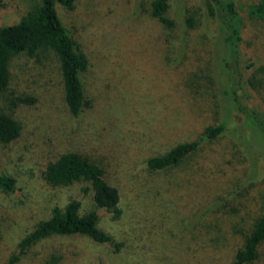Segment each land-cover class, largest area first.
I'll list each match as a JSON object with an SVG mask.
<instances>
[{
	"label": "rangeland",
	"instance_id": "1",
	"mask_svg": "<svg viewBox=\"0 0 264 264\" xmlns=\"http://www.w3.org/2000/svg\"><path fill=\"white\" fill-rule=\"evenodd\" d=\"M152 1L76 0L72 10L58 7L63 23L72 32L80 49L88 51L94 56L95 62H99L97 71L100 76H114V89L121 91L119 98L124 100L122 94L127 93L128 88L132 91L130 95L125 94L127 99L123 104L133 108V112L123 116V126L108 139V144L116 156V186L121 195L124 217L118 222H106V225L127 247L125 246L122 254L112 255L86 242H77L85 250L77 264H151V259L155 256L162 257L165 251L171 253L169 251L176 252L184 246L189 245L193 249L194 246L201 245L204 238L193 241L190 237L192 232L181 223L198 210L209 207L206 200L191 202L195 194L204 191V195L209 197L210 192L196 184H193L194 187H182L181 193L177 192L175 186L167 183L173 179L172 176L151 177L145 173L143 162L180 142L200 138L205 127L217 125L223 120L228 123L225 145H229V148L232 146L233 151L230 150L229 153L219 147L210 156L201 154L199 159L206 167L209 162L215 161L213 165L217 180L206 181L208 186L216 196H228L231 207L227 210L239 208L242 212L239 215L233 213L235 227L232 237L215 249L211 246L208 254H199L190 264H230L236 252L243 247L255 220L264 214V135L257 129L245 126V116L235 110V107L232 110L228 108L227 105L234 95H225L224 90L229 91L232 85L236 88L238 103L259 111L260 102L251 96L242 81L250 80L255 92L264 87L259 72V67L264 62V23L259 20L257 13V6L263 0H234L243 22L245 52L236 67L239 75H234V82L230 85H222L211 69L218 63L219 68L228 70L224 64L229 57L221 46L218 23L211 22L202 0H169L168 14L172 19L184 22L186 17H195L199 25L198 33L207 34L200 39L204 45L195 40V47L188 52L191 58L186 63L183 64L180 59L172 63V71L179 72L178 78L183 79L178 84L182 83L191 96L190 100L186 98L176 106L172 102L174 97L170 98L168 95L171 76L176 73L169 74V63L159 53L163 41L157 38L152 22L142 13L148 11ZM37 4L38 0H0V27L17 23L27 9ZM141 13L143 16L140 17ZM146 64L149 66L148 85L153 89L160 86L165 90L164 106L158 105L161 100H154L149 96L134 99L137 91H140L139 88L143 86L142 82L131 85L120 83L123 71L135 72ZM192 66L197 67L195 77L186 78L184 75L182 78L181 73ZM23 97H31L35 101L30 105L10 104L16 98ZM261 99L264 101V97ZM148 102L151 110L144 115L140 114L143 105ZM0 110L11 113L22 126L17 142L0 147V174H8L16 180L13 193L0 194V264H6L10 256L18 252L22 238L40 220L48 217L53 202L64 201L65 192L55 194L43 186V165L59 153L75 147L74 145H81L83 139L79 134L83 132L78 131L84 129L85 132L88 130L95 135L100 130L103 132V128L110 125L107 121L111 116L108 113L102 118L87 116L75 120L68 115L63 102L59 62L51 51L33 58L19 55L11 60L10 82L7 89L0 94ZM240 147L243 149L242 156L248 159L243 167L234 159L239 156ZM222 155H226L224 160L220 159ZM258 159L262 162L259 167L256 165ZM239 167L243 168L244 178L237 181L239 186L234 187L229 182L234 174L239 175ZM248 167L249 176L256 175L253 181L248 180ZM221 171H228L224 180H219ZM159 186L162 191H170L166 192L169 195L184 194V200L180 201L173 196L164 197L157 188ZM149 192L152 199L148 197ZM144 195L147 196L146 201ZM143 201L158 208V221L163 222L165 231L170 228L171 231L167 232L168 240L165 245L157 244V249L147 252L145 257H138L136 253H132L131 247L146 244V239L139 237L145 234V228H150L144 220L145 217L139 214L142 208H149L147 204L145 207ZM216 215L221 216L222 212H217ZM35 252L42 253L41 246L35 248ZM16 264L32 263L26 256L21 257ZM250 264H264V247L258 260Z\"/></svg>",
	"mask_w": 264,
	"mask_h": 264
},
{
	"label": "trees",
	"instance_id": "2",
	"mask_svg": "<svg viewBox=\"0 0 264 264\" xmlns=\"http://www.w3.org/2000/svg\"><path fill=\"white\" fill-rule=\"evenodd\" d=\"M75 1L38 0V4L27 9L17 23L0 27V94L9 85L10 62L14 57L25 55L33 58L41 53L51 51L59 62L63 102L68 115L75 120L87 116L102 118L108 113L111 116V119L107 121L110 125L103 128L104 133L102 130L96 135L88 130L85 132L84 129L78 131L79 133L83 132L79 134L83 139L81 145H74L75 147L59 153L43 165L41 171L43 186L55 194L65 192L64 201L63 203L53 202L48 217L40 220L34 229L22 238L18 252L12 254L6 264H16L21 257L26 256L32 264L33 262L34 264H77L85 254L82 245L78 246L77 242H86L94 247L102 248L112 255L122 254L124 248L127 247L126 243L112 234L106 225V222H118L124 217L121 195L116 186L118 178L115 168L116 156L108 144V139L115 135L119 127L123 126V116L133 112V108L123 104L127 99L125 94L130 95L132 91L128 88L127 93L122 94L124 100L120 99L118 95H121V91L117 88L114 89L116 79H113L114 76L112 78L113 74L111 73V77H107L109 74L106 75V78L100 76L97 71L99 62H95L94 56L88 51L80 49L72 32L63 23L58 7L72 10ZM202 2L211 22L218 23L221 46L229 57V60L224 64L228 70L219 68L218 63L215 64L214 69H211L214 75H217L215 77L220 79L222 85H230L234 82V75H239L236 67L245 52L242 19L234 0H202ZM168 11L169 0H153L148 11L142 13L146 14V17L152 22L157 38L163 41L159 53H162L164 60L169 63L167 68L171 69L169 74L173 75L175 71H172V63H176L179 59L183 64L186 63V60L191 58L188 52L195 47V40L201 45L200 39L207 34L198 33L199 25L195 17H186L184 22H177L169 16ZM142 13L139 15L140 17L143 16ZM257 13L259 20L264 23V0L258 4ZM173 39L174 42H172ZM147 66L146 64L145 67L143 66L135 72L123 71L120 83L131 85L138 81L142 82L143 86L139 88L140 91H137L134 99L138 98L139 100L149 96L154 100H161L162 102L159 101L158 105L164 106L165 90L160 86L153 89L148 85L149 66ZM196 68V66L188 67L181 73L182 78L184 75L186 78H194ZM259 72L264 83V62L259 67ZM175 73L174 76H171L168 92L170 98L174 97L172 102L175 104L173 106L186 98L187 100L191 99L184 85L178 84L183 82V79L178 78L180 77L179 72ZM242 82L251 96L260 102L259 111L238 103L235 95L236 88H233L232 85H230L229 91L224 90L225 95L229 93L234 95L227 106L230 110L236 108L235 110L245 116V126L257 129L264 135V101L261 99L264 97V87H261L259 92H255L252 90L250 80L246 79ZM144 83L146 84L144 85ZM34 101L31 97H23L16 98L10 104L12 106L17 103L30 105ZM149 104L148 102L143 105L140 114L144 115L151 110ZM227 125V121L223 120L217 125L205 127L200 138L180 142L164 153L150 156L144 160L143 166L147 175L151 177L172 176L173 179L167 183L175 186L177 192L181 193L183 188L194 187L193 184L202 185L210 192L209 197L204 195V191L195 194L192 199L189 197L191 202L206 200L209 207L198 210L181 223L189 232H192L190 237L193 241L204 238L202 244L198 247L194 246L193 249L188 245L179 248L176 252L166 253L165 251L162 257L155 256V259H151V264H190L199 254H208V249H215L232 237V230L235 227L233 213L239 215L242 209L227 210L228 207H231L228 196L227 198L216 196L206 182L217 180L213 165L215 161L209 162L206 167L200 163L199 159L201 154L205 153V156H210L211 152L215 153L219 147H222L224 151L228 150L229 153L230 150L233 151L232 146L229 148L227 145V149L225 145L227 143L225 142ZM21 129L22 126L11 113L0 110V147L17 142L21 135ZM234 144L237 146L236 143ZM239 149V156L234 159L243 167L245 161L248 163V159L242 156L243 149L241 147ZM225 157L226 155H222L220 159L224 160ZM255 157L258 156L255 155ZM260 164L262 162L258 159L257 167ZM242 167L237 170L240 176L234 174V180L231 179L229 185L239 186L237 181L244 178ZM249 169L248 167V180L253 181L256 175L250 177ZM227 176L228 171H221L219 180H224ZM15 183L14 177L1 173L0 194L13 193ZM157 188L164 197L173 196L180 201L184 200V194L169 195L166 192L170 191H162L160 186ZM137 195L141 196V194ZM151 196L149 192L150 199H152ZM144 197L146 201L147 196L144 195ZM145 201H143L145 207L147 204L149 208L146 207L144 210L142 208L139 214L145 217L144 220L148 222L150 228H145L143 230L145 234L139 237L142 240L146 239V244L131 247L132 253H136L138 257H145L147 252L157 249V244L165 245L168 240L167 232L171 231V228L165 231L163 222L158 221V208ZM220 211L222 215L217 216L216 213ZM213 214L215 215L211 216ZM194 231L195 235H193ZM38 246H41L42 253L35 252V248ZM211 246L213 247L210 248ZM263 247L264 214L255 220L243 247L236 252L230 264L253 263L258 260Z\"/></svg>",
	"mask_w": 264,
	"mask_h": 264
}]
</instances>
